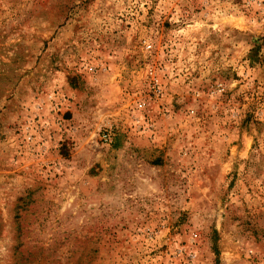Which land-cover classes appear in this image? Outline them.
I'll list each match as a JSON object with an SVG mask.
<instances>
[{
  "label": "rangeland",
  "instance_id": "rangeland-1",
  "mask_svg": "<svg viewBox=\"0 0 264 264\" xmlns=\"http://www.w3.org/2000/svg\"><path fill=\"white\" fill-rule=\"evenodd\" d=\"M0 264H264V0H0Z\"/></svg>",
  "mask_w": 264,
  "mask_h": 264
}]
</instances>
